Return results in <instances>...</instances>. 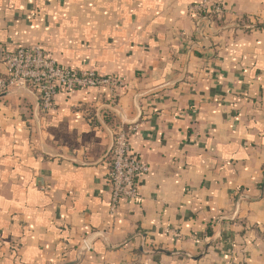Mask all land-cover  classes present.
<instances>
[{
	"label": "crops",
	"instance_id": "1",
	"mask_svg": "<svg viewBox=\"0 0 264 264\" xmlns=\"http://www.w3.org/2000/svg\"><path fill=\"white\" fill-rule=\"evenodd\" d=\"M200 1L0 0V79L43 45L127 83L0 97V264H264V0ZM120 126L150 171L113 215Z\"/></svg>",
	"mask_w": 264,
	"mask_h": 264
},
{
	"label": "built area",
	"instance_id": "2",
	"mask_svg": "<svg viewBox=\"0 0 264 264\" xmlns=\"http://www.w3.org/2000/svg\"><path fill=\"white\" fill-rule=\"evenodd\" d=\"M189 12L221 17L226 10L221 2L201 0L191 6ZM3 61L7 76L0 79V97L26 89L38 95L46 112L55 109L60 91L73 95L81 89L104 88L115 95L117 91L127 89L126 81L118 76H102L93 70L79 71L61 66L43 45L6 51ZM136 130V127L120 126L114 133L112 150L108 156L113 215L123 200L135 203L141 201V181L150 171L149 165L132 151L131 138ZM83 248L84 251H91L92 244L85 240Z\"/></svg>",
	"mask_w": 264,
	"mask_h": 264
},
{
	"label": "water",
	"instance_id": "3",
	"mask_svg": "<svg viewBox=\"0 0 264 264\" xmlns=\"http://www.w3.org/2000/svg\"><path fill=\"white\" fill-rule=\"evenodd\" d=\"M111 150H112V147H111V149H110L109 152H108V156H109ZM83 252H84V249H81V250L79 251V257L82 255Z\"/></svg>",
	"mask_w": 264,
	"mask_h": 264
},
{
	"label": "trees",
	"instance_id": "4",
	"mask_svg": "<svg viewBox=\"0 0 264 264\" xmlns=\"http://www.w3.org/2000/svg\"><path fill=\"white\" fill-rule=\"evenodd\" d=\"M208 234H209L210 236L213 234V233H212V229H209Z\"/></svg>",
	"mask_w": 264,
	"mask_h": 264
}]
</instances>
